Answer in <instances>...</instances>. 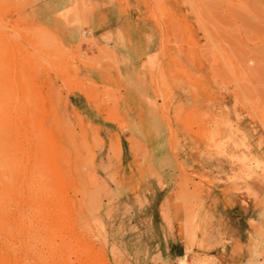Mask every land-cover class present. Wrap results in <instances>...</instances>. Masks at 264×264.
<instances>
[{
	"label": "rangeland",
	"instance_id": "obj_1",
	"mask_svg": "<svg viewBox=\"0 0 264 264\" xmlns=\"http://www.w3.org/2000/svg\"><path fill=\"white\" fill-rule=\"evenodd\" d=\"M100 2L98 8L116 5L123 19L137 20L136 28L127 25L130 33L141 31L160 42L156 64H147L145 56L132 73V86L102 70L106 58L96 46L88 41L68 44L57 29L39 20L40 0H0V109L16 117L24 111L23 162L38 161L25 169L20 187L24 198L31 190L41 198V212L18 205V191L6 200L12 225L23 226L22 236L13 240L18 257L28 264H52L49 251L55 243L53 264H79L83 259L76 241L83 239L99 254L89 264H100L101 254L107 264H176V257L185 254L189 223L204 228L212 219L217 225L214 217L226 209L241 231L236 242L244 247L236 264H246L247 248L259 229L255 218L263 209L264 190L259 199L251 197L242 177L234 175L240 164L209 151L195 134L205 135L197 117L207 114L211 131L217 129L219 139L226 140L219 121L229 120L244 131L253 153L264 162V129L248 114L255 110L264 117V0ZM76 3L80 11L96 10L90 0ZM22 63L26 68H17ZM85 88L94 93V102ZM55 94L64 102L57 116L49 101ZM63 135L71 139L65 145ZM62 147L71 149L76 174L74 184L65 185L67 200L59 196L53 168L55 156L58 167L62 164ZM229 151L241 156L236 149ZM160 159L158 175L151 166ZM258 178L264 180V175ZM50 203L60 222L58 229L45 230L37 221L51 211L45 206ZM144 209L150 222L162 220L167 210L173 224L175 252L165 262L146 249L134 226ZM69 229L75 238L63 243ZM234 249L229 244L230 257ZM40 252L43 256L33 261L31 256Z\"/></svg>",
	"mask_w": 264,
	"mask_h": 264
},
{
	"label": "bare ground",
	"instance_id": "obj_2",
	"mask_svg": "<svg viewBox=\"0 0 264 264\" xmlns=\"http://www.w3.org/2000/svg\"><path fill=\"white\" fill-rule=\"evenodd\" d=\"M59 7L61 8L59 11L60 16H64L67 19L71 15L73 16V19H75L74 24H76L78 31L83 25H88L86 19H89L90 13L84 12V10L80 11L81 9L78 10V3H76L75 0H63L62 3L59 4ZM89 33L90 32L84 31L80 34L77 33V40L80 41L78 46L85 44L87 41L92 46H96L97 42L102 41L107 43V41H112L114 43V47L118 50L120 57H108V59L115 61L114 63L116 67L120 70L119 72L116 70L120 79L127 81L128 83L131 82L135 56L132 53L131 45L126 41L124 36L122 37L121 35L113 34L110 40H103L93 37V35L88 38L87 36ZM55 38L57 39V37ZM25 39L27 41H31L30 38ZM153 41H149L145 46V49H147L149 54L147 62L149 65L156 64L158 56L157 52L154 53L155 42ZM59 43L60 47L63 49L64 44L61 41H59ZM12 57L16 58L17 55L13 54ZM14 58H12V66L16 63L13 62ZM94 64L96 63L94 62ZM19 66L24 69L26 68L24 63L17 64V68ZM85 66L91 65L85 62ZM92 85L95 87L94 84ZM84 90L86 97L91 102H94L95 95L91 89L85 88ZM49 101L51 107L53 108L52 114L57 116V110L59 112L60 107L64 102L59 96H57V94H55ZM43 103L44 101L42 100L41 104ZM67 105L65 106L66 108H69L70 111V105L68 103ZM72 109L75 112V108ZM0 112V264H28L25 263L22 258L18 257V252L14 248L13 240L16 236H22L23 226L21 222L17 224L16 227L12 225V221L14 220L13 214L9 212L6 200L8 199L10 193L18 191L20 192V197L17 199L19 200L17 202L18 205L25 204L29 207H33L37 211H40V193H33L36 190L30 189L31 192H29L28 196L24 198L22 196L23 189L20 187L22 174L25 172V169L30 164L35 165L36 160L38 161V159L32 158L29 160L30 163L26 162L24 164L23 162L25 145L23 144V141L20 140V135L22 134L20 133V129L25 123L23 109L17 117L13 114H8L7 108L0 109ZM43 113L45 114V110H43ZM248 114L251 119L258 120L264 129L263 116L258 114L255 110H252ZM197 118H199V120H197L200 126L199 128L206 133H204L205 135L195 134V137L204 142L209 151L216 153L218 156L231 159L233 163L240 164L242 168H240L239 171H234V175L236 176L238 174V177H242L244 181V190L251 197L259 199L260 194L264 190V180L259 179L258 174L264 175V162L253 153L252 145L248 136L233 122L229 120H220L219 122L226 134V140H221L219 139L220 133L217 129L211 131V119L207 114H201ZM38 125H40V127H42L41 129L44 130V135L52 141L51 144L55 150V147L57 148V143L54 141L50 130L44 129L42 121H40ZM16 135H18L19 138H16ZM66 136L67 135L62 136L64 145L71 140L68 136ZM72 140L75 142V137H73ZM76 140H79V138H76ZM35 148H37V146ZM62 148V154H64L62 164L58 167L56 164L57 157L55 156L53 168L58 182L59 188L57 189L59 196L60 198L63 197L67 200L68 195L65 185H73L76 174L74 171L75 164L70 160L71 157L69 156L72 152L70 151L71 149L67 147ZM230 149L238 150L241 153V156L239 157L235 154H231L229 151ZM35 152H37V150ZM160 153L162 154V151L158 152V154ZM36 155L37 153H35L34 156ZM33 159L35 160L34 162ZM162 159H160L161 162L160 160L156 162L154 161L153 166H151V168L154 167V171L157 172L158 175L163 164ZM63 167L66 168V171H63ZM147 192V199L149 198L148 203L152 204L150 202H153L154 195L150 185L147 186ZM262 204H264V202ZM45 206L50 207L51 211L49 213L46 212L45 214L41 213V215L38 216V225L45 230L58 229L60 218L56 206H54L53 203L46 204ZM262 208L263 209L260 210L261 213L255 218V221L259 225V229L257 234L251 239L247 248L248 261L246 264H264V205ZM147 209H144L143 213L141 212V214L135 217L133 221L134 226H136L140 236L144 239L146 249L153 252L165 262L172 255H174L175 252L176 235L173 229V224L167 214V210H165L162 220L158 222H150L148 217H146ZM22 211L23 208L18 207L17 212L21 213ZM214 218L217 221V225H212L213 223L211 219L210 222L206 223L207 226L204 228L195 227L193 225V221L190 222L191 224L189 223L185 254L183 256L176 257V264H236L235 258L238 257L244 249L241 244L236 242V239L240 236L241 231L236 225L234 219L226 211L220 209ZM208 219L209 217L207 218V221ZM124 230L125 229H123V231ZM73 237L75 238V234L72 229H69L68 232H65V236L62 241L65 243L67 239L71 240ZM229 244H235L234 253L231 254V257L227 252ZM51 245L49 259L53 264L55 263L54 256L57 253V248L55 243H51ZM76 246L83 259V261L79 264H89L90 260L95 258L94 256L99 255L95 252L94 246L85 242L83 239H78V241H76ZM42 256L43 253L40 252L36 256H31V259L36 262L38 261V258L40 259ZM58 256L60 257L61 255ZM190 256L191 260H189ZM100 257V264H107L103 258V254H101Z\"/></svg>",
	"mask_w": 264,
	"mask_h": 264
},
{
	"label": "crops",
	"instance_id": "obj_3",
	"mask_svg": "<svg viewBox=\"0 0 264 264\" xmlns=\"http://www.w3.org/2000/svg\"><path fill=\"white\" fill-rule=\"evenodd\" d=\"M40 14L43 19H39L44 24L50 25L52 29H57L59 31L60 37L68 42V44H78L79 40H77V33L90 32V35L96 38H100L103 40H110L113 34L121 35L126 39V41L131 45V50L133 55L135 56V61L133 64V71L138 69L141 61L145 56H148L147 49L145 46L149 41L155 42V52H158L160 49V42L155 38V36L146 34L143 32H133L130 33L128 31L127 25H134V28L137 26L136 19H123V16L120 12H118L117 6L110 4L107 7H97V4H101L100 0H90L95 3L96 10H93L90 13V17L87 20L89 30L87 31L83 26L77 30L76 24H74L75 19H58L56 16L60 14L61 8L59 4L62 3L63 0H40ZM74 1V0H73ZM76 1V0H75ZM93 12V13H92ZM88 13V14H89ZM93 14V15H92ZM90 36V37H91ZM144 38L142 41L141 39ZM136 40V41H135ZM96 47L101 51L102 57L106 58V60L102 63V70L111 71L115 74V77L118 76V72L120 71L116 65L115 61L108 59V57H120L118 50L114 47V43L112 41L97 42ZM107 56V57H106ZM116 70L118 72H116ZM117 75V76H116ZM110 78V76H106ZM127 83L128 82L125 81ZM133 85V81L131 80ZM226 209H223V211ZM227 212V211H226ZM229 213V212H227ZM230 214V213H229ZM175 232V231H174Z\"/></svg>",
	"mask_w": 264,
	"mask_h": 264
}]
</instances>
